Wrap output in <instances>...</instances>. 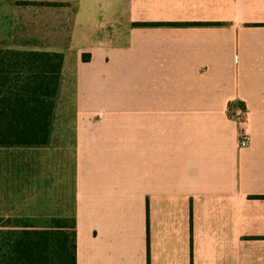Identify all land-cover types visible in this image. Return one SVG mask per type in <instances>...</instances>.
<instances>
[{
  "label": "crops",
  "instance_id": "obj_1",
  "mask_svg": "<svg viewBox=\"0 0 264 264\" xmlns=\"http://www.w3.org/2000/svg\"><path fill=\"white\" fill-rule=\"evenodd\" d=\"M0 46L74 89L71 142L0 147L10 215L75 217L77 264H264V0H0Z\"/></svg>",
  "mask_w": 264,
  "mask_h": 264
},
{
  "label": "trees",
  "instance_id": "obj_2",
  "mask_svg": "<svg viewBox=\"0 0 264 264\" xmlns=\"http://www.w3.org/2000/svg\"><path fill=\"white\" fill-rule=\"evenodd\" d=\"M63 64L60 51L0 46V147L50 143ZM0 264H77L75 217L0 215Z\"/></svg>",
  "mask_w": 264,
  "mask_h": 264
},
{
  "label": "rangeland",
  "instance_id": "obj_3",
  "mask_svg": "<svg viewBox=\"0 0 264 264\" xmlns=\"http://www.w3.org/2000/svg\"><path fill=\"white\" fill-rule=\"evenodd\" d=\"M73 83L68 79L63 93L58 95L54 124L52 127V143L55 145H65L71 142L73 138V117H74V100H73ZM12 207V200H0V210L6 213L5 216H12L6 209ZM49 217L42 216L36 218L38 224H44Z\"/></svg>",
  "mask_w": 264,
  "mask_h": 264
},
{
  "label": "built area",
  "instance_id": "obj_4",
  "mask_svg": "<svg viewBox=\"0 0 264 264\" xmlns=\"http://www.w3.org/2000/svg\"><path fill=\"white\" fill-rule=\"evenodd\" d=\"M228 112L230 114V118L235 121L242 123L246 121V107L242 104H237L236 101H231L228 106ZM250 141V134L244 130L240 133L238 138L239 146H246Z\"/></svg>",
  "mask_w": 264,
  "mask_h": 264
}]
</instances>
